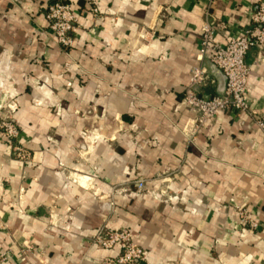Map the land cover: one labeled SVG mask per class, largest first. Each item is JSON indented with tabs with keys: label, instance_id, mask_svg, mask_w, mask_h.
<instances>
[{
	"label": "crops",
	"instance_id": "1",
	"mask_svg": "<svg viewBox=\"0 0 264 264\" xmlns=\"http://www.w3.org/2000/svg\"><path fill=\"white\" fill-rule=\"evenodd\" d=\"M54 2L79 10L74 47L47 32ZM264 0H0V255L6 264H98L100 229L127 228L142 264H264V134L221 112L193 133L182 103L200 29L237 39ZM89 7L98 11L97 18ZM251 112L264 110V49L245 56ZM193 90L216 96L207 78ZM2 111V112H3ZM144 188L138 190L135 183ZM246 212L256 224L240 222Z\"/></svg>",
	"mask_w": 264,
	"mask_h": 264
},
{
	"label": "built area",
	"instance_id": "2",
	"mask_svg": "<svg viewBox=\"0 0 264 264\" xmlns=\"http://www.w3.org/2000/svg\"><path fill=\"white\" fill-rule=\"evenodd\" d=\"M89 13L97 18L98 11L89 7ZM79 10L70 3L54 2L50 4L45 13L47 32L52 36L56 46L63 51L74 47L75 34L78 30ZM226 32L223 23L211 24L205 22L200 29L198 53L200 56L207 54L210 62L223 74L226 79L225 91L222 98L214 96L205 98L199 96L193 88L205 84L208 78L201 69L191 71L189 86L184 93L182 103L197 114L193 123V133L196 134L221 112H237L249 115L255 127L264 134V110L251 112L247 98V80L250 67L245 63V56L249 50L264 49V6L252 12L249 27L237 39L217 41L220 34ZM6 109L11 108L6 106ZM0 108V138L11 145L14 158L19 161H30V153L26 148L14 145L19 136L16 125L11 120L2 118ZM138 190L144 188V183H135ZM240 222L249 229H256V224L248 220L246 212L239 213ZM91 246L106 252L116 251V257L101 260L98 264H142L145 258L144 250L135 244L127 228L119 230L100 229L91 238ZM1 262L6 260L5 254L0 256Z\"/></svg>",
	"mask_w": 264,
	"mask_h": 264
},
{
	"label": "water",
	"instance_id": "3",
	"mask_svg": "<svg viewBox=\"0 0 264 264\" xmlns=\"http://www.w3.org/2000/svg\"><path fill=\"white\" fill-rule=\"evenodd\" d=\"M197 62L201 71L216 82V96L222 98L225 91L226 79L223 74L210 62L209 56L197 53Z\"/></svg>",
	"mask_w": 264,
	"mask_h": 264
},
{
	"label": "rangeland",
	"instance_id": "4",
	"mask_svg": "<svg viewBox=\"0 0 264 264\" xmlns=\"http://www.w3.org/2000/svg\"><path fill=\"white\" fill-rule=\"evenodd\" d=\"M2 113H4V111H3ZM2 118L5 119V120H10V119H7L5 116H2ZM128 231H129V230H128ZM3 254H5L6 260L3 261V262H1V259H0V264H6V262H7L8 253H3ZM1 255H2V254H1ZM1 255H0V256H1Z\"/></svg>",
	"mask_w": 264,
	"mask_h": 264
}]
</instances>
